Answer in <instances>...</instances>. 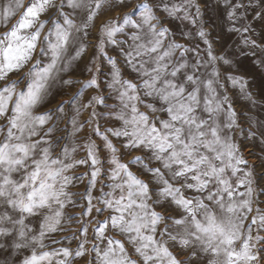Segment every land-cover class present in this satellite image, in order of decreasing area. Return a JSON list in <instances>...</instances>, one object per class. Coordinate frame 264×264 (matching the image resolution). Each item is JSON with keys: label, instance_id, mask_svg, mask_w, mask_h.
Wrapping results in <instances>:
<instances>
[{"label": "snow or ice", "instance_id": "6c2138e0", "mask_svg": "<svg viewBox=\"0 0 264 264\" xmlns=\"http://www.w3.org/2000/svg\"><path fill=\"white\" fill-rule=\"evenodd\" d=\"M103 3L104 0H60L57 5L55 0H30L24 8L23 0L0 2V27L6 29L0 32V238H12L13 249L29 251L20 264H66L71 255L69 249L47 250L51 246L45 243L51 233L59 230L65 207L75 204L66 190L73 177L66 173L90 162L91 187H95L101 174L102 162L93 143H85L84 159L73 160L66 147L54 157L50 137L56 127L44 130L54 119L63 118L65 104L75 105L79 115L82 90L99 89L97 76L93 74L82 82V90L71 101H61L54 109L40 113L37 109L48 102L57 81L73 84L62 74H68L73 62L87 51L84 38ZM207 3L205 0V8ZM161 4V10L169 17L195 26V35L205 47L201 50L198 44L187 47L169 40L170 29L161 26L160 18L147 2L125 13L122 20H110L101 26L96 48L111 66L107 88L118 101L117 111L109 113V117L119 120L121 126L108 128L103 134L98 127L93 129L104 140L111 166L107 173L109 191L97 198L104 208L97 207L96 212L111 210L113 214L96 222L94 231L102 241L107 240V245L103 250L94 246L92 251L100 264H264V236L259 235L264 231V212L257 207L251 223L245 226L253 211V172L240 145L229 134L239 126L237 113L229 97L217 92L220 73L216 65L231 62L214 53L215 22L204 19L200 3L182 0L169 6L161 0ZM65 7L84 11L79 24L63 11ZM241 7L242 3L232 6L229 20L239 21L237 13ZM21 8L24 11L9 28ZM51 8L57 9L58 18L42 20ZM178 13L182 15L177 17ZM134 15L138 18L134 19ZM260 16L264 19V13ZM49 23L51 27L45 32ZM128 28L135 31L129 34ZM229 31L243 34L250 31V26H233ZM117 34L127 35L131 41L127 52L121 50V54L137 74L138 83L122 78L116 59L104 52L106 43L127 42L117 41ZM183 35L192 38L191 32ZM244 43L256 46L254 40L247 38ZM178 50L180 56L174 59ZM188 53L193 55L192 62L185 59ZM261 63L264 65V61ZM209 66L211 73L201 71ZM88 71L99 72V68L89 67ZM12 73L18 78L7 82ZM226 79L233 86L239 84L245 97L255 104L252 94L245 91L243 77L228 75ZM21 83L24 86L18 88ZM145 97L152 102L145 103ZM261 98L264 99V89ZM104 103V96H92L83 108ZM141 107L147 111H141ZM222 113L226 114L224 123L219 119ZM95 118L93 111L90 119ZM70 123L76 131L83 128L76 116ZM108 133L123 138L125 150H142L147 156L121 162L120 149L109 140ZM76 150L72 148V152ZM130 164L137 165L149 179L133 173ZM241 187L245 190L240 191ZM189 191L194 195H186ZM92 199L89 192L84 214L92 212ZM164 203L174 206L177 215L158 212L156 208ZM29 217L38 219L37 228L26 223ZM109 226L126 238L131 253L121 240L105 236ZM82 233L86 235L87 228ZM86 242L79 245L76 256L84 254ZM169 242L182 252L188 251L189 260H178L170 251ZM132 255L138 259H132Z\"/></svg>", "mask_w": 264, "mask_h": 264}, {"label": "rangeland", "instance_id": "374dc122", "mask_svg": "<svg viewBox=\"0 0 264 264\" xmlns=\"http://www.w3.org/2000/svg\"><path fill=\"white\" fill-rule=\"evenodd\" d=\"M0 2H3V0H0ZM145 2L149 3L154 8L155 14L160 18L161 26H166L170 29L169 40H175L177 43L184 44L187 47H193L198 44L201 50L205 47L195 35V26L180 18L169 17L167 13L161 10V0H123V3H118L117 0H104L101 9L92 22L91 27L88 29L89 35L84 41L88 46L84 58V80L78 82L72 79L73 84L68 88V94L62 101H71L74 94L82 90V88L80 90L82 82L89 80L93 74L97 76L100 88L82 90L83 94L79 99L80 112L78 116L75 111V105L71 103L65 104L63 118L58 121L54 119L51 123L46 125L44 129L47 131L49 127H53L54 125L56 127V131L50 137L55 149L53 152L54 157L61 152L62 148L66 147L73 160L84 159L87 156L84 145L87 142H91L95 145L97 156L102 162L100 165L101 174L96 178L95 187H91L90 185V162L89 164L78 165L66 173V175L73 177L72 183L66 190L71 194V199L75 201V204H69L65 207L59 230L51 233L50 238L45 240V243L51 246L47 250L60 248L69 249L71 255L67 258L66 264H100L96 253L92 251V249L96 246L103 250L107 245V240L105 239L102 241L98 238L94 229L98 227L97 221H103L113 214L111 210H105L101 213L96 212L97 207L104 208V205L99 203L97 198H102L104 193L109 191L107 185L111 183V181L108 180L107 173L111 166L107 162L110 154L104 146V140L101 135L97 134L93 129L94 127H98L99 133L103 134L108 128H119L121 126L119 120L109 117V113H115L117 111L118 101L115 99V93L107 88V82L111 79V66L108 64L105 55L96 48L100 28L104 23L110 20H122L125 13H131L137 5ZM181 2L182 0H164V3H167L169 6L174 3L180 4ZM196 2L200 3L202 9H204V19L208 20L211 18L215 22V30L212 32L214 53L217 56H225L231 62L230 64L220 62L216 65L220 73L217 92L221 96L227 95L229 97L237 113V122L239 126L235 127L229 134L232 135L234 140L240 145L243 156L247 159L248 166L252 168L253 172L252 187L254 189V203L252 205L253 211L249 214L245 222V226H247V224L251 223L252 217L256 215L257 207L264 212V195L261 194V192L264 191V136H261V132L264 131V99L261 98V90L264 89V65L261 63L264 61V19L260 16V14L264 13V0H208L206 8L205 0H196ZM29 3L30 0H23L24 8H26ZM55 3L59 5L60 0H55ZM237 3H242L243 7H241L237 13L240 17L239 21L234 23L229 20L228 13L232 9V6ZM24 8H21L20 12L10 21L8 25L9 28L19 19ZM63 11L77 24H79L85 16L84 11L81 9L73 10L65 7ZM192 11L194 13L195 9L193 8ZM181 15L182 13H178L177 17ZM50 18H58L56 8L49 9V11L41 17L42 20ZM133 18L137 19L138 16L134 15ZM49 25L48 27H51L50 23ZM242 25L250 26V31L243 34L241 32L229 31L233 26L241 28ZM48 27L45 28V32H47ZM3 31H6V29L0 27V32ZM133 31L135 30L132 28L126 29V32L129 34ZM185 32H191L192 38H185L183 35ZM245 38L249 41L254 40L256 46H252L250 43H244ZM115 39L117 41L127 42L117 45L106 43L104 52L107 53V56L116 59L122 78L138 83L139 79L137 74L131 70L125 57L121 54V50L127 52L131 41L128 40V36L124 34H117ZM167 43L168 41H165V46ZM69 54H73L72 51H70ZM201 55H205L203 51H201ZM179 56L180 52L178 50L174 59H178ZM81 58L73 62L69 69H72L76 64L79 66ZM185 59L192 62V53H188ZM89 67L99 68V72H89ZM201 71L211 73L212 68L209 66L206 70L201 69ZM228 75L243 77L246 82L245 91L252 94L255 104L245 97L239 84L233 86L232 82L226 79ZM13 77H15V73L9 75L7 82H11L18 78ZM2 86L3 84L0 83V87ZM23 86V83H21L18 88H22ZM78 89L79 91H77ZM97 95L104 96L105 103L84 109L83 105L87 104L92 96ZM143 99L145 103L152 102L151 98L145 97ZM58 103L59 102L45 103L42 107L37 109V113L54 109ZM113 105L117 107H113ZM157 106L159 105L157 104ZM93 111L96 112V118L90 119V115ZM141 111H147V109L141 107ZM73 116H76L77 122L83 125V128L79 131H76L70 123ZM219 119L221 123L226 122V114L222 113ZM41 135H43V133H41ZM38 138L39 137L36 139ZM108 138L120 149L118 155L123 163H128V161L136 156H147V153L142 150H125L122 147L123 138L118 139L113 137L110 133H108ZM73 147L77 149L75 152H72ZM129 168L141 179H149L146 174L141 172V169L137 165L130 164ZM239 190L244 191L245 189L241 187ZM89 192L93 197L92 205H94V207L90 214H84L88 207L87 196ZM186 195L191 196L194 195V193L189 191L186 192ZM173 208L174 206L164 203L162 207H157L156 210L165 216H176L177 211H173ZM26 223L35 229L38 227L39 221L37 218L29 217ZM159 227L162 229L164 224H160ZM84 228H87L86 235L82 233ZM256 234V231H254L253 235ZM259 235L264 236V231H260ZM105 236L121 240L129 253L132 252L131 245L128 244L126 238L113 230L111 226L106 229ZM157 238L159 239L158 235ZM52 241L60 242L52 243ZM84 241H87L84 243V254L82 256H76L75 253L79 245ZM0 244H4V247L0 248V264H20V261L29 254L27 249L19 251L13 249L11 247L12 238H0ZM169 248L181 262H187L189 260L188 251L182 252L179 248L172 247L171 242H169ZM132 259L137 260L138 257L132 255Z\"/></svg>", "mask_w": 264, "mask_h": 264}, {"label": "crops", "instance_id": "0c3cea01", "mask_svg": "<svg viewBox=\"0 0 264 264\" xmlns=\"http://www.w3.org/2000/svg\"><path fill=\"white\" fill-rule=\"evenodd\" d=\"M48 26H46V28ZM85 39L86 38H84V41ZM84 58H85V54L82 56L81 63L79 64V66L78 64H76L75 66H73L72 69L68 70V74H62L63 78L70 79V80L74 79V80H77L78 82L80 80H84V77H85V59ZM24 71H27V68ZM15 77H17L16 73H15ZM69 87L70 85H64L60 83L59 81H57L56 84L52 88L53 95L49 98L48 102L46 103H56V102H60L64 100L65 96L68 94L67 91ZM81 88L82 86H80V90ZM77 91H79V89Z\"/></svg>", "mask_w": 264, "mask_h": 264}]
</instances>
